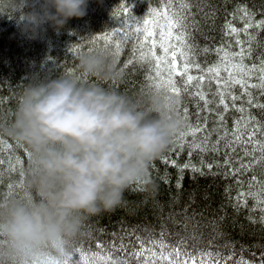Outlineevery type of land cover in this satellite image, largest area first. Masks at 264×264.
I'll return each instance as SVG.
<instances>
[{
    "label": "trees",
    "instance_id": "16d2710c",
    "mask_svg": "<svg viewBox=\"0 0 264 264\" xmlns=\"http://www.w3.org/2000/svg\"><path fill=\"white\" fill-rule=\"evenodd\" d=\"M122 5L129 8L133 17L141 19L146 18L152 9H158L160 0H88L86 15L71 18L58 31L45 24L34 38L21 32L16 17L0 16V124L10 121L23 85L33 76L56 78L60 74L76 75L86 83L111 88L130 97L153 95L146 79L149 67L147 64L141 67L136 62L134 43H125L117 58L113 48H106L103 42H92L97 36L111 35L126 26L128 17ZM241 9L252 15L254 23L264 20V0H198L189 20L192 25L189 41L196 53L193 63H199L204 70L220 67L224 80L228 74L223 71L226 64L218 50L223 49L230 55L240 51L236 44L237 36L225 34L229 24L238 30L244 47L252 49L251 59L246 58L244 63L249 67L264 64V29L253 27L245 33L243 28L247 18L243 17ZM131 35L134 40V33ZM118 39L113 37V43ZM100 48L107 50L113 60L117 75L112 80L89 79L78 72L77 57ZM129 60L133 63L129 64ZM191 74L206 73L192 69ZM175 79L179 82L181 77ZM215 80L214 75H209L203 86L209 100L207 109L210 110L199 97L181 92V115H177L176 110L175 114L181 119L183 109H187L192 126L206 124V128L197 136L188 137L183 149L175 148L170 142L161 155L168 156L174 163H162L161 155L152 162L149 176L154 183V191L151 194L143 190L134 191L132 189L142 187L133 184L125 191L121 205L84 220L74 244L85 256L96 255L97 244L110 250L113 243L119 246L123 242L127 251L133 252L139 250L137 237L145 241L155 237L171 245L184 241L194 253L218 252L226 264H262L264 211L261 209L264 204L258 202L264 201V192L261 191L264 189V153L256 151L254 156H245V145H233L235 151H232L225 147L232 140L231 136L220 141L218 152L212 150L217 147L216 141L224 130L231 132L234 121L242 116L231 106L230 99L226 101L229 110L224 112L223 106L219 105ZM251 82L259 81L253 78ZM198 87L196 85L189 91L195 92ZM224 91L228 96H241L239 85H232ZM250 91L255 103L264 104L261 90ZM247 99V96H242L235 101L236 106L247 109L244 116H255L264 125V108L252 107ZM221 115L223 123L218 118ZM184 130L182 120L179 132ZM206 138L208 150H194L193 141L203 144ZM257 139L264 141V137L259 135ZM247 148L251 153L252 146L247 145ZM226 158L231 167L225 165ZM0 159L4 161L0 165V195L22 196L29 161L27 148L10 138L0 137ZM255 160L259 163H254ZM185 164L197 170L184 168ZM241 164H253V167L233 174L232 169L241 168ZM253 176L257 177L258 183H253ZM250 184H253L251 188ZM241 191L250 195L238 201L236 198ZM228 256L233 259L227 260ZM77 258L79 254L72 259L75 261ZM37 264L45 262L38 261ZM131 264H136V261L132 260Z\"/></svg>",
    "mask_w": 264,
    "mask_h": 264
},
{
    "label": "clouds",
    "instance_id": "9594fccd",
    "mask_svg": "<svg viewBox=\"0 0 264 264\" xmlns=\"http://www.w3.org/2000/svg\"><path fill=\"white\" fill-rule=\"evenodd\" d=\"M88 0H0V16L16 17L35 37L86 15ZM81 76L116 78L105 49L77 57ZM171 95L130 97L76 75L33 76L23 85L0 137L29 153L23 195H0V264H63L88 217L121 205L139 184L154 191L149 168L182 128Z\"/></svg>",
    "mask_w": 264,
    "mask_h": 264
},
{
    "label": "snow or ice",
    "instance_id": "6c2138e0",
    "mask_svg": "<svg viewBox=\"0 0 264 264\" xmlns=\"http://www.w3.org/2000/svg\"><path fill=\"white\" fill-rule=\"evenodd\" d=\"M198 0H160V7L158 9H152L146 18L136 19L132 16L129 8L122 5L123 11L127 14L126 26H122L117 29L111 35H101L95 37L93 43L103 42L106 48L111 47L114 49V55L118 58L123 49L125 43H134V57L136 62L143 67L145 64L149 67V74L146 79L148 80V87L153 95H171L177 97L175 110L177 115H181V92H186L191 96L199 97L204 101L206 109L209 104L207 95L204 92V84L207 81L209 75L216 77L215 83L217 86V94L219 95V105L223 106L224 112L229 110V104L227 100L232 101V107L242 113L240 119L234 121L231 132L227 129L224 130V134L220 135L216 141L217 147L213 148V151H219V143L221 140H227L229 136L232 137L225 147L231 148L235 151L233 145H245V156L253 155L256 151L264 153V141L258 140L257 136L264 137V125L256 119L255 116H244L243 113L247 111L244 107H237L235 101L241 99L242 96H247V103L252 107L264 108V104L255 103L250 89L261 90V95H264V64L257 67L256 65L247 66L244 60L251 59L252 49L251 47H244V41L239 39L238 30L229 24L226 35H236V44L240 47V51L229 54L223 49L218 51L222 53L221 59L225 62L226 66L223 71L227 72L228 78L224 80L221 78L220 67H211L206 70L202 69L199 63H193V57L196 55L193 46L189 41L190 32L189 29L192 25L189 23L193 13V6ZM243 17L247 18V23L244 24L243 31L247 33L248 29L256 27L257 29H264V20L255 21L252 20V15L244 9ZM135 35V39H132V35ZM113 37L119 39L113 43ZM136 49H139L136 52ZM79 50V49H78ZM207 51V50H205ZM129 64L133 63L132 60L128 61ZM195 69L198 72H204L206 74L192 75L191 70ZM260 73L259 76L256 74ZM121 75H123L121 73ZM181 77L178 82L175 78ZM253 78H256L259 82L252 83ZM198 85L195 92H190L194 86ZM232 85H239L241 88V96L232 94L226 95L224 89L230 88ZM115 87V85H113ZM210 110V109H207ZM221 123H223L224 117L221 115L218 117ZM185 124V130L181 131L173 136L171 143L175 148L183 149L187 144L188 137H195L197 134L203 132L206 128L197 124L192 126L187 109H183V115L181 116ZM194 150L207 151L208 139L206 138L203 144H197L193 141ZM247 145L252 146V152L250 153ZM192 152H189L191 155ZM162 163H170L168 156L161 155L159 157ZM4 161L0 159V165ZM174 163V162H172ZM254 163H259L255 160ZM225 165L231 167L230 161L226 158ZM184 168L192 167L193 171H196L194 166L185 164ZM253 164H241V168H233V174L241 171V169H251ZM155 169V165H152ZM208 168L211 169L212 165L209 164ZM253 183H258L257 177H252ZM253 184H250L251 188ZM22 187V185H21ZM143 190V189H132ZM264 192V189H261ZM250 193L241 191L236 198L238 201H243L245 196ZM258 203L264 204V201ZM264 211V208L261 209ZM163 234H161L162 236ZM137 243L139 250L128 252L127 247L123 242L117 246L113 243L110 246V250L105 249L102 244H97L98 253L91 257L85 256L83 251L73 244V250L71 255L63 261V264H131L132 260L136 261V264H226V260L221 259L220 253H212L211 251L192 252L188 249L186 242L181 241L177 245H171L167 241L156 239L153 237L147 241L137 237ZM79 258L73 261V256ZM119 254V255H117ZM233 259L232 256H228L227 260ZM262 264H264V256L260 257ZM47 264H57L54 260H49ZM243 264V262H242Z\"/></svg>",
    "mask_w": 264,
    "mask_h": 264
}]
</instances>
